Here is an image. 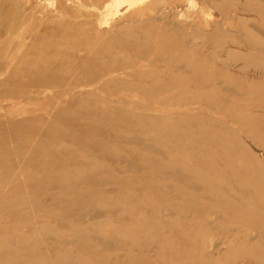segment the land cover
<instances>
[{"label": "rangeland", "instance_id": "obj_1", "mask_svg": "<svg viewBox=\"0 0 264 264\" xmlns=\"http://www.w3.org/2000/svg\"><path fill=\"white\" fill-rule=\"evenodd\" d=\"M55 1L0 0V264H264V0H197L183 17L186 0H145L111 29L94 7L113 0Z\"/></svg>", "mask_w": 264, "mask_h": 264}, {"label": "bare ground", "instance_id": "obj_2", "mask_svg": "<svg viewBox=\"0 0 264 264\" xmlns=\"http://www.w3.org/2000/svg\"><path fill=\"white\" fill-rule=\"evenodd\" d=\"M48 1H49V2H48V4H49V3L51 2V0H48ZM63 1H64V0H63ZM79 1H80V0H79ZM97 1H98V0H97ZM142 1H145V0H113L112 3H109V5L107 4V5H104V6H96V7H94V9L97 10L98 12H100V14H101L100 19L98 20V24H99V25H102V27H103V26H105V27H109L112 18H114L115 16H117V15L119 14V12H120V7H121V6H123V5L126 6V10H125V12H127V11H128V12H129V11L131 12V10H133V11L141 10V5H142V4H141V5H139V4L142 3ZM156 1H157V0H156ZM201 1H202V0H201ZM207 1L210 2L211 0H210V1L207 0ZM255 1H256V0H255ZM45 2H46V1H45ZM55 2L57 3L58 1L56 0ZM55 2H54V3H55ZM68 2H69V1H68ZM153 2H155V0H154ZM167 2H168V1L166 0L165 3H167ZM211 2H212V1H211ZM65 3H66V2H65ZM96 3H98V2H96ZM206 3H207V2H206ZM44 4H45V3H44ZM52 4H53V3H52ZM57 4H58V3H57ZM93 4H94V3H93ZM149 4H150V3H149ZM149 4H148V6L150 7L151 5H149ZM210 4H211V3H210ZM256 4H257V3H256ZM256 4H255V5H256ZM50 5H51V3H50ZM54 5H55V4H54ZM58 5H59V4H58ZM66 5H67V3H66ZM174 5H175V4H174ZM181 5H182V4H181ZM201 5H202V4H201ZM201 5H200V7H201ZM211 5H212V4H211ZM262 5H263V4H262ZM40 6H41V5H40ZM42 6H43V5H42ZM52 6H53V5H52ZM55 6H56V5H55ZM60 6H63V5H59V7H60ZM125 6H124V7H125ZM176 6H177V5H176ZM176 6H175V7H176ZM59 7H58V8H59ZM74 7H75V6H74ZM90 7H92L91 9H93V6H90ZM109 7H113V8H114V12L111 13V14H109V15L104 14L103 11H104L105 9H108ZM145 7L147 8V6H145ZM198 7H199V4H198L197 0H186L185 5H183V7L180 8V9L183 11V12L181 13V16L183 17V15H185L186 13H190V12H193V11H194V13H197L196 10L198 9ZM206 7H207V5H206ZM210 7H211V6L209 5V9L211 10L212 7H211V8H210ZM260 7H261V6H260ZM44 8L46 9V8H48V6H46V7L44 6ZM53 8H54V7H53ZM58 8H55V10H56V9L58 10ZM87 8H89V7H87ZM176 8H177V7H176ZM178 8H179V7H178ZM213 8H214V7H213ZM257 8H258V7H257ZM263 8H264V6H263ZM41 9H42V7H41ZM45 9H44V10H45ZM76 9H77V8H76ZM164 9H165V8H164ZM216 9H217V8H216ZM254 9H255V7H254ZM42 10H43V9H42ZM42 10H41L40 12H42ZM44 10H43V11H44ZM60 10L62 11V7L60 8ZM78 10H79V9H78ZM84 10H85V9H84ZM87 10H89V9H87ZM145 10H146V9H145ZM175 10H176V9H175ZM255 10H256V9H255ZM61 11H59V12L61 13ZM63 11H64V10H63ZM133 11H132V12H133ZM161 11H163V10H161ZM165 11H166V10H165ZM168 11H169V9H168ZM168 11H167V12H168ZM170 11H171V10H170ZM173 11H174V10H173ZM197 11H198V10H197ZM205 11H208V10H205ZM256 11H257V10H256ZM260 11H261V10H260ZM45 12H46V11H45ZM51 12H52V11H51ZM123 12H124V11H123ZM123 12H122V13H123ZM154 12H155V11H154ZM57 13H58V11H57ZM62 13H64V12H62ZM62 13H61V14L58 13L59 16H57V17H60V15H61V16L65 15V14H62ZM120 13H121V12H120ZM157 13H158V12H157ZM169 13H170V12H169ZM172 13L175 14V12H172ZM209 13H210V12H209ZM43 14H44V12H43ZM46 14H47V16H48V13H47V12H46ZM66 14H67V13H66ZM160 14H161V13H160ZM160 14H158V15H160ZM179 14H180V13H179ZM259 14L261 15V13H259ZM155 15H157V14L155 13ZM161 15H162V14H161ZM197 15H198V13H197ZM45 16H46V15H45ZM49 16H50V14H49ZM146 16H147V15H146ZM178 16H179V15H178ZM195 16H196V15H195ZM205 16H206V15H205ZM210 16H212V15H210ZM53 17H54V18L56 17L55 14L53 15ZM69 17H70V15H69ZM71 17H72V16H71ZM122 17H123V16H122ZM142 17H143V16H142ZM154 17H155V16H154ZM174 17H175V16H174ZM48 18H49V17H48ZM48 18H47V19H48ZM62 18H63V17H62ZM91 18H92V17H91ZM148 18H149V16H148ZM156 18H157V17H156ZM172 18H173V15H172ZM208 18H209V16H208ZM49 19H50V18H49ZM65 19H67V18H65ZM118 19H119V18H118ZM135 19L137 20V18H135ZM139 19H142V20H148L147 24L149 23V20H150V19L152 20V18H150V19L139 18ZM153 19H154V18H153ZM168 19H169V18H168ZM179 19H180V16H179ZM213 19H215V18L212 17V20H213ZM57 20H58V19H57ZM57 20H56V21H57ZM69 20H70V19H68L67 21H69ZM119 20H120V19H119ZM151 20H150V21H151ZM172 20H173V19H172ZM46 21H47V20H46ZM49 21H50V20H49ZM51 21H52V19H51ZM53 21H54V20H53ZM65 21H66V20H65ZM169 21H170V20H169ZM169 21H168V23H169ZM70 22L73 23L72 20H71ZM117 22H118V21H117ZM155 22H156V21H155ZM163 22H164V21H163ZM165 22H166V21H165ZM172 22H173V21H172ZM211 22H212V21H211ZM211 22H210V24H211ZM55 23H57V22H54V25H55ZM114 23H115V22H114ZM126 23H127V22H126ZM145 23H146V21H145ZM145 23H144V24H145ZM151 23L154 25V20H153V22H151ZM151 23H150V24H151ZM161 23H162V22H161ZM68 24H69V23H68ZM127 24H128V23H127ZM127 24H126V25H127ZM130 24H131V23H130ZM156 24H157V23H156ZM156 24H155V26L157 27ZM202 24H203V26H204V23H202ZM208 24H209V23H208ZM69 25H70V24H69ZM77 25H78V24H77ZM85 25H86V24H85ZM85 25H83V26L85 27ZM113 25H114V24H113ZM113 25H112V26H113ZM132 25H133V24H132ZM212 25H214V24H212ZM55 26H56V25H55ZM121 26H122V25H121ZM123 26H124V25H123ZM123 26H122V27H123ZM147 26H148V25H147ZM155 26H154V27H155ZM158 26H161V25H158ZM162 26H165V25H162ZM167 26H168V25H167ZM214 26H215V25H214ZM214 26H213V27H214ZM60 27H61V26H60ZM60 27H59L58 29H60ZM105 27H104V28H105ZM122 27H121V30L124 31L125 29L122 28ZM134 27H135V26H134ZM144 27H145V26H144ZM148 27H149V26H148ZM148 27H145V28L149 29L150 27H149V28H148ZM151 27H152V26H151ZM154 27H153V28H154ZM210 27H211V26H210ZM76 28H77V27H76ZM109 28H110V27H109ZM112 28H115V27H112ZM119 28H120V27H119ZM145 28H144V30H145ZM167 28H168V27H167ZM167 28H166V29H167ZM169 28H170V27H169ZM176 28H178V27L176 26ZM185 28H186V27H185ZM185 28H184V29H185ZM193 28H194V27H193ZM110 29H111V28H110ZM156 29H157V28H156ZM163 29H164V28H163ZM171 29H173V28H171ZM174 29H175V28H174ZM23 30H24V28H23ZM95 30H96V28H95ZM101 30H104V29H101ZM107 30H108V29H107ZM114 30H115V29H114ZM161 30H162V27H161ZM161 30H160V31H161ZM177 30H178V29H177ZM181 30H182V29H181ZM187 30H188V29L186 28V31H187ZM189 30H190V29H189ZM208 30H209V29H208ZM111 31H112V30H111ZM118 31H119V30H118ZM154 31H155V30H154ZM173 31H174V30H173ZM173 31H172V32H173ZM179 31H180V30H179ZM179 31H178V32H179ZM184 31H185V30H184ZM184 31H183V32H184ZM190 31H191V30H190ZM193 31H194V30H193ZM193 31H192V32H193ZM220 31H222V30H220ZM99 32H100V31H99ZM99 32L97 33L98 35H99ZM107 32H108V31H107ZM107 32H105V33L107 34ZM125 32H128V31L125 30ZM134 32H135V30H134ZM134 32H133V33H134ZM136 32H137V31H136ZM144 32H145V31H144ZM151 32H152V31H151ZM161 32H162V31H161ZM163 32H164V30H163ZM165 32H167V31H165ZM169 32H170V31H169ZM175 32H176V30H175ZM180 32H181V31H180ZM108 33H109V32H108ZM122 33H123V32H122ZM122 33H121V34H122ZM130 33H131V32H130ZM130 33H129V34H130ZM202 33H203V32H202ZM109 34H110V36H111V35H112V32L109 33ZM113 34H114V33H113ZM123 34H124V33H123ZM123 34H122V35H123ZM126 34H128V33H126ZM134 34H135V35H134ZM134 34H132L133 37L130 35V36L133 38V40L135 39L134 37H136V33H134ZM144 34H145V33H144ZM153 34H154V33H153ZM204 34H206V35H204ZM204 34H203V36H207L208 33H204ZM74 35H75V34H74ZM76 35H77V34H76ZM122 35H121V36H122ZM137 35H138V37H139V39H140L139 34H137ZM141 35H143V34H141ZM22 36H23V34H22ZM77 36H78V35H77ZM80 36H81V35H80ZM110 36H109V38L111 39ZM123 36H124V35H123ZM130 36H129V37H130ZM155 36H156V35H155ZM96 37H97V36H96ZM98 37H99V36H98ZM138 37H137V38H138ZM72 38H74V37H72ZM78 38H79V37H78ZM142 38H143V37H142ZM153 38H154V37H153ZM158 38H159V36H158V37L156 36V41H157ZM163 38H164V36H163ZM97 39H98V38H97ZM110 39H109L108 41H110V43H111L112 41H111ZM139 39H138V40H139ZM25 40H26V38H25ZM60 40H61V38H60ZM60 40H59V41H60ZM63 40H64V38H63ZM63 40H62V41H63ZM78 40H79V39H78ZM99 40H100V39H99ZM154 40H155V38H154ZM166 40H168V38H166ZM169 40L171 41L172 39L169 38ZM93 41H94V40H93ZM97 41H98V40H97ZM118 41H119V40H118ZM140 41H142V40L140 39ZM151 41H152V39H151ZM170 41H167V45L170 44V43H168V42H170ZM104 42H105V41H104ZM113 42H114V41H113ZM115 42H117V41H115ZM138 42H139V41H138ZM143 42H144V41H143ZM153 42H154V41H153ZM164 42H165V40L163 41V43H164ZM60 43H61V42H59V44H60ZM76 43H78V42H76ZM107 43H108V42H107ZM107 43H106V44H107ZM110 43H109V45H108V44H107V45L110 46ZM139 43H140V42H139ZM139 43H138V44H139ZM144 43H145V42H144ZM157 43H158V42H157ZM161 43H162V42H161ZM161 43H160V44H161ZM163 43H162V44H163ZM95 44H96V43H95ZM95 44H94V45H95ZM119 44H122V43L119 42ZM125 44H126V43H125ZM129 44H131V42H130ZM138 44H137V45H138ZM162 44H161L159 47H161ZM164 44H165V43H164ZM164 44H163V45H164ZM122 45H123V44H122ZM142 45H143V44H142ZM171 45H172V44H171ZM189 45L192 46V44H189ZM92 46H93V45H92ZM92 46H91V47H92ZM108 46H107V47H108ZM116 46H118V45H116ZM119 46H120V45H119ZM173 46H174V45H173ZM191 46H190V47H191ZM84 47H85V46H84ZM159 47H158V48H159ZM164 47H165V46H164ZM164 47H162V48L164 49ZM174 47H175V46H174ZM174 47H173V49H175ZM180 47H181V50H182V46H180ZM190 47H189V48H190ZM88 48H89V47H88ZM88 48L85 47L84 49H87V50L89 51L90 49H88ZM109 48L111 49L112 47H109ZM166 48H167V47H166ZM166 48H165V51H167ZM170 48H172V46H171ZM170 48H168V50H169ZM91 49H92V48H91ZM103 49H104V48H103ZM110 49H109V50H110ZM138 49L140 50V48H138ZM142 49H143V48H142ZM176 49L179 50L178 47H176ZM104 50H107V51H108V49H106V48H105ZM117 50H119V49H117ZM129 50H130V48H129ZM158 50H161V49H158ZM171 50H172V49H171ZM181 50H180V51H181ZM188 50L191 51V49H188ZM192 50H193V49H192ZM84 51H86V50H84ZM95 51H96V52H94V53H95L94 56H95V55H97V56H101V55L103 54V52H104V51H103V52L100 53V55H99V54H96L98 50H95ZM124 51H125V50H124ZM136 51H137V50H136ZM140 51H141V50H140ZM142 51H143V50H142ZM162 51H163V50H162ZM162 51H161V52H162ZM169 51H170V50H169ZM169 51H168V53H172V52H169ZM174 51H175V50H174ZM190 51H188V52H190ZM91 52H92V50H91ZM100 52H101V51H100ZM131 52H132V51H131ZM145 52H146V51H145ZM145 52H144V53H145ZM158 52H159V51H158ZM158 52H157V54H158ZM163 52H164V51H163ZM182 52H185V51L183 50ZM89 53H90V52H89ZM127 53H129V52L127 51ZM135 53H136V52H135ZM150 53H151V52H150ZM154 53H156V51H155ZM168 53H167V54H168ZM173 53H174V52H173ZM191 53H192V52H191ZM74 54H76V53H74ZM77 54H78V53H77ZM115 54H116V52L113 53V55H115ZM142 54H143V53H142ZM161 54L165 55V52H164V53H161ZM188 54H189V53H188ZM80 55H81V54H80ZM87 55H89V54H87ZM91 55H92V53H91ZM91 55H90V57H91ZM111 55H112V54H111ZM126 55L128 56L129 54H126ZM143 55H144V54H143ZM150 55H151V54H149V56H150ZM158 55H159V54H158ZM158 55H157V56H158ZM163 55H161V56H163ZM171 55H172V54H170V56H171ZM81 56H83V54H82ZM97 56H95L94 58L96 59ZM117 56H118V55H116V57H117ZM119 56L122 57L121 54H120ZM124 56H125V55H124ZM124 56H123V57H124ZM133 56H134V58L131 56V57L133 58V59L130 58L131 60H134V59L136 58L134 54H133ZM137 56H138V55H137ZM139 56H140V54H139ZM155 56H156V55H155ZM170 56H168V57H170ZM191 56H192V55H191ZM70 57H72V56H70ZM116 57L114 56V57H112V58H115L114 60H116V59H117ZM123 57H122V58H123ZM128 57H129V56H128ZM145 57H146V55L144 56V59H145ZM83 58H84V57H83ZM118 58H119V57H118ZM122 58H121L120 60H122ZM165 58H166V57H165ZM179 58H180V56H179ZM181 58H182V57H181ZM183 58H185V56H184ZM74 59H75V60H74ZM97 59H98V58H97ZM97 59H96V60H97ZM108 59H109V58H108ZM127 59H128V58H127ZM130 59H129V61H130ZM136 59H137V58H136ZM152 59H153V58H152ZM73 60L76 61V57L73 56ZM79 60H80V59H79ZM89 60H90V59H89ZM114 60L111 59L112 62H113ZM117 60H119V59H117ZM117 60H116V62H117V65H118V63H120V61L118 62ZM140 60H141V59H140ZM77 61H78V60H77ZM90 61H92V60H90ZM105 61H107V60H105ZM175 61H177V60H175ZM71 62H72V61H71ZM93 62H94V60H93ZM122 62H123V61H122ZM136 62H137V60H136ZM143 62H144V61L142 60V63H143ZM168 62H169V60H168ZM172 62H173V61H172ZM73 63H74V62H73ZM95 63H97V62H95ZM108 63H110V61L107 62V65H108ZM128 63H129V62H128ZM130 63H134V62L132 61V62H130ZM138 63H139V60H138ZM146 63H147V62H146ZM157 63H158V62H157ZM173 63H174V62H173ZM100 64H101V63H100ZM122 64H123V63H122ZM144 64H145V63H144ZM144 64H143V66H140V68H143V67L145 68ZM94 65H95V64H94ZM112 65H114V63H113ZM120 65H121V64H120ZM123 65H125V62H124ZM137 65H138V64H136V66H137ZM145 65H146V64H145ZM167 65H170V64H167ZM171 65H172V64H171ZM121 66H122V65H121ZM152 66H153V65H152ZM164 66H166V65L164 64ZM107 67H108V66H107ZM107 67H105V68H107ZM111 68L113 69V67H111ZM146 68H147V67H146ZM148 68H152V67L148 66ZM148 68H147V70H149ZM166 68L168 69V66H167ZM171 68H172V67H171ZM115 69H116V68H115ZM167 69H164V71L167 70ZM113 70H114V69H113ZM131 70H132V69H131ZM147 70H145V75H146ZM170 70H171V69H170ZM107 71H108V70H107ZM152 71H153V70H152ZM159 71H160V70H159ZM164 71H162V72H164ZM149 72H150V71H149ZM160 72H161V71H160ZM160 72H159V73H160ZM168 72H169V69H168ZM170 72H171V71H170ZM179 72L181 73V70H180ZM111 73H112V71H111ZM138 73H139V72H138ZM138 73H136V74L139 75ZM140 73H141V72H140ZM152 73H153V72H152ZM152 73H150V75H151ZM157 73H158V72H157ZM176 73H177V72H176ZM176 73H175V72L173 73V75H172L173 77H172V78L175 77L174 79H177L176 77H178V76H174ZM108 74H109V71H108ZM155 74H156V73L154 72V75H155ZM169 74H170V73H169ZM169 74H168V75H169ZM182 74H183V73H182ZM184 74H185V73H184ZM95 75H96V74H95ZM150 75H148V77H149ZM156 75H157V74H156ZM156 75H155V76H153V75L150 76V77H153V78L156 77V79H155V83H154L155 85L158 84V82H157L158 78H157V77H159V76H156ZM98 76H99V75H98ZM109 76L111 77V75H108V77H109ZM184 76H185V75H184ZM105 77H107V75H105ZM105 77H103V80L105 79ZM113 77H116V76H113ZM113 77H112V78H113ZM144 77H145V76H144ZM146 77H147V76H146ZM150 77H149V78H150ZM169 77H171V76H169ZM96 78H97V77H96ZM142 78H143V77H142ZM180 78H181V76H180ZM100 79H101V78H100ZM146 79H147V78H146ZM151 79H152V78H151ZM159 79H160V77H159ZM163 79H164V78H163ZM174 79H172V82H174ZM186 79H187V78H186ZM85 80H86V79H85ZM110 80H112V79L110 78ZM117 80H118V78H117ZM117 80H115L116 83H117V84H115V85H118V84H119V88H120V83L122 82V81H121V77H120V79H119V80H120V83L117 82ZM122 80H124V79H122ZM169 80H170V79H169ZM169 80H168V81H169ZM177 80H180V81H181L182 79H179V78H178ZM95 81H96V80L92 81V82L94 83V85H95ZM107 81H108V80H107ZM115 81H114V82H115ZM129 81H130V80H129ZM134 81H135V80H133V84H132V85H131V84L129 85V87L132 86V89H133L134 86H138L139 84H140L139 87L142 86V84L140 83V82H142V81L137 82V83H139L138 85H134V83H135ZM158 81H159V80H158ZM162 81H163V80H162ZM162 81H159V84H158V85H161L160 82L162 83ZM184 81H185V80H184ZM86 82H88V81H86ZM110 82H111V81H110ZM125 82H126V83H125V84L122 83L121 86H122V85H125V86H126L125 88H127V85H128L129 83L127 84V80H126V79H125ZM156 82H157V83H156ZM166 82H167V81H166ZM175 82H176V81H175ZM181 82H182V81H181ZM186 82H187V81H186ZM96 83H97V82H96ZM137 83H136V84H137ZM142 83H144V82H142ZM163 83H164V82H163ZM169 83H170V81H169ZM176 83L179 84V82H176ZM176 83H175V85H177ZM183 83H185V82H183ZM86 84H88V83H86ZM112 84H114L113 81H112ZM167 84H168V83H167ZM167 84L165 85V83H164V87H165V86L168 87ZM180 84H181V83H180ZM91 85H92V83H91ZM91 85H90V86H91ZM115 85H114V86H115ZM145 85H146V84H145ZM145 85H144V86H145ZM148 85H149V84H148ZM155 85H154V86H155ZM80 86H81V84H80ZM105 86H107V85H105ZM150 86H151V85H149V87H150ZM162 86H163V85H162ZM107 87H108V86H107ZM139 87H134V88H136V89H137V88H138V89H141V88H139ZM149 87H148V88H149ZM170 87H174V84H173V86L170 84ZM187 87H188V86H187ZM115 88H116V86H115ZM117 88H118V87H117ZM117 88H116V89H117ZM123 88H124V87H123ZM143 88H144V87H143ZM150 88H151V87H150ZM150 88H149V89H150ZM154 88H155V87H154ZM168 88H169V87H168ZM168 88H167V89H168ZM138 89H137V90H138ZM149 89H146V86H145V90H149ZM152 89H153V87H152ZM152 89H151V90H152ZM158 89H159V88H158ZM174 89H175L176 92H177V90H179L178 87H175ZM185 89H186V88H185ZM112 90H114V89H111V90L109 89V91L113 92ZM155 90H157V88H156ZM160 90H163V91H164V89H160ZM208 90H209V89H208ZM86 91L88 92V90H86ZM94 91H95V90H93V92H94ZM109 91H108V92H109ZM139 91L141 92V90H139ZM163 91H162L161 94H163V96H164L165 91H164V92H163ZM166 91H167V90H166ZM179 91H180V90H179ZM212 91H213V90H212ZM77 92H78V91H77ZM93 92H92V90H91V92H88L87 95H88V94H91V93H93ZM108 92H107V93H108ZM111 92H110V93H111ZM142 92H143V90H142ZM142 92H141V93H142ZM144 92H145V91H144ZM146 92H148V91H146ZM157 92H159V90L156 91L155 93H156V95L158 94L157 96H161V94H159L160 92H159V93H157ZM176 92H175V94H176ZM136 93H137V92H136ZM136 93H135V94H136ZM148 93H149V92H148ZM155 93H152V94H155ZM167 93H168V92H167ZM171 93H173V92L171 91ZM178 93H179V92H178ZM212 93H214V92H212ZM93 94H95V93H93ZM128 94H130V93H128ZM142 94H143V95H142ZM142 94H141V97H142V96H145L144 93H142ZM149 94H151V93H149ZM152 94H151V95H152ZM169 94H170V93H169ZM169 94H168V96H169ZM96 95H98V93H96ZM100 95H101V94H100ZM100 95H99V96H100ZM102 95H104V94H102ZM105 95H106V94H105ZM146 95L148 96L147 93H146ZM151 95H149V97H151ZM108 96H110V95H108ZM108 96H107V98H109ZM133 96H134V95H132V97H133ZM136 96H138V98L140 97V95H138V94H136ZM122 97H125V96H122ZM122 97H121V98H122ZM126 97H127V96H126ZM152 97H153V95H152ZM170 97H171V96H170ZM110 98H111V97H110ZM115 98H116V96H115ZM121 98H120V99H121ZM127 98H128V97H127ZM130 98H131V97H130ZM142 98L144 99V97H142ZM117 99H119V97L116 98V100H117ZM165 99H166V98H165ZM168 99H169V97H168ZM209 99H211V98H209ZM122 100H123V99H122ZM117 101H118V100H117ZM135 101H137V100H135ZM123 102H124V101H123ZM139 102L141 103V101H139ZM157 103H158V102H157ZM162 103H163V102H161V104H162ZM145 104H147V107H150V106H151V105L149 106L148 103H145ZM124 105H126V104H124ZM183 105H185V104H183ZM134 106H135V105H134ZM132 107H133V106H132ZM135 108H136V107H135ZM135 108H133V111L137 110V109H135ZM143 108H144V107H143ZM153 108H154V106L151 107L150 110H152ZM193 108H194V107H193ZM134 109H135V110H134ZM140 109H141V108H140ZM144 109H145V108H144ZM148 109H149V108H148ZM154 109H155V108H154ZM191 109H192V108H191ZM194 109H195V108H194ZM131 110H132V109H131ZM157 110H159V109H157ZM125 111H127V110H125ZM154 111H156V110H154ZM164 111H165V110H164ZM164 111H163V112H164ZM129 112H131V111H129ZM159 112H160V113L162 112V109H161V108H160ZM163 112H162V113H163ZM124 113H125V112H124ZM135 113H136L135 116H140V115H137V112H136V111H135ZM156 113H158V111H157ZM160 113H159V114H160ZM131 114L133 115L134 112L131 113ZM159 114H158V117H159ZM163 114H165V113H163ZM168 114H169V113H168ZM171 114H172V113H171ZM178 114L180 115V113H178ZM199 114H201V113H199ZM127 115H128V114H127ZM142 115H143V114H142ZM149 115H150V114H149ZM166 115H167V114H166ZM169 115H170V114H169ZM176 115H177V114H176ZM179 115H177V116H179ZM181 115H182V114H181ZM185 115H186V114H184L183 116H185ZM192 115H194V114H192ZM201 115H202V114H201ZM203 115H204V114H203ZM128 116H131V115H128ZM133 116H134V115H133ZM144 116H148V115L146 114V115H144ZM152 116H153V115H151V117H152ZM170 116H171V115H170ZM186 116L188 117L189 115H186ZM199 116H200V115H199ZM142 117H143V116H142ZM142 117H141V119H142ZM165 117H166V116H165ZM167 117H168V115H167ZM174 117H175V115H174ZM189 117H192V116H189ZM194 117L196 118L197 116L195 115ZM194 117H193V118H194ZM143 118H144V117H143ZM145 118H146V117H145ZM145 118H144V119H145ZM147 118L149 119L150 117H147ZM153 118L155 119L156 117H153ZM160 118L163 119V117H161V116H160ZM168 118H171V117H168ZM168 118H165V119H168ZM176 118H178V117H176ZM138 119H140V118L138 117ZM154 119H153V120H154ZM158 119H159V118H158ZM161 119H160V120H161ZM178 119H180V118H178ZM142 120H143V119H142ZM150 120H152V118H151ZM156 120H157V119H156ZM218 120H220V119H218ZM148 121H149V120H148ZM148 121L146 120V122H148ZM157 121H158V120H157ZM157 121H156V122H157ZM184 121L186 122V119H185ZM214 121H216V120H214ZM153 122H155V121H153ZM153 122H152V124H153ZM215 123L217 124L218 121L215 122ZM218 124H219V123H218ZM231 126H232V125H231ZM229 127H230V126H229ZM235 127H236V126H235ZM241 129H242V128H241ZM227 130L229 131V129H227ZM233 130H234V129H233ZM242 130H243V129H242ZM242 130H241V131H242ZM46 131H47V130H46ZM48 131H49V130H48ZM243 132H244V131H243ZM234 133H235V130H234ZM234 133L231 134V135H232V136L234 135V138H235V134H234ZM245 134H246V132H245ZM116 135H117V134H116ZM247 135H249V134L247 133ZM240 137H241V136H240ZM240 137H239V134H238V135L236 134V138L241 139V142H242L243 140H242V138H240ZM245 137H246V136H245ZM247 137H248V136H247ZM101 138H103V137H101ZM113 139H114V138H113ZM115 139H116V138H115ZM119 139H120V138H119ZM232 140H233V139H232ZM248 140H249V139H248ZM119 141L121 142V140H119ZM125 141L127 142V140H125ZM126 142H124V143H126ZM239 142H240V140H239ZM241 142H240V143H241ZM244 142H245V141H243L241 144H243ZM231 143H232V142H231ZM111 144H112V143H111ZM133 145H134V144H133ZM136 145H137V144H136ZM136 145H134V146H136ZM146 145H147V144H146ZM151 145H152V144H151ZM244 145H246V144L244 143ZM247 145H248V144H247ZM111 146H112V145H111ZM116 146H117V142H116ZM116 146H114V147H116ZM118 146H120V145L118 144ZM121 146H122V145H121ZM232 146H233V145H232ZM236 146H238V145H236ZM248 146H249V145H248ZM126 147H127V146H126ZM137 147H138V146H137ZM140 147H141V146H140ZM148 147H149V146H148ZM153 147H154V146H153ZM233 147H234V146H233ZM242 147H243V146H242ZM89 148H90V147H89ZM243 148H244V147H243ZM153 149H154V148H153ZM234 149H235V148H234ZM239 149H240V148H239ZM88 150H89V149H88ZM148 150H149V149H148ZM154 150H156V149H154ZM157 150H158V149H157ZM159 150H160V148H159ZM240 150H241V149H240ZM242 150H243V149H242ZM248 150H249V148H248ZM250 150L252 151V149H250ZM86 151H87V150H86ZM99 151H100V150H99ZM229 151L232 152L231 150H229ZM243 151H244V150H243ZM243 151H242V153H243ZM245 151H247V150H245ZM89 152H90V151H87V153H89ZM93 152H94V150H93ZM145 152H146V151H145ZM96 153H97V152H96ZM154 153H155L156 155H159V153H158V154H157L156 152H154ZM232 153H233V152H232ZM253 153H254V155H256L255 157L258 156L257 153H255L254 151H253ZM91 154H92V152H90V155H91ZM93 154L95 155V153H93ZM106 154H107V153H106ZM144 154H145V153H144ZM147 154H148V153H147ZM149 154H150V153H149ZM149 154H148V155H149ZM164 154H165V153H164ZM109 155H110V154H109ZM150 155H151V154H150ZM104 156H105V155H104ZM152 157H154L153 154H152ZM156 157H158V156H156ZM158 159H160V155H159V158H158ZM161 159H163V157H162ZM257 159H258V158H257ZM259 159H260V158H259ZM147 160H148V159H147ZM153 160H154V159H153ZM163 160H164V159H163ZM257 161H258V160H257ZM263 161H264V160H263ZM109 162H110V161H109ZM161 162H163V161H161ZM143 163H145V162H143ZM150 163H152V162H150ZM163 163H164V165L161 166L162 168L165 167V162H163ZM259 163H260V162H259ZM111 164H112V163H111ZM111 164H110V165H111ZM156 164L159 165L158 163H156ZM160 164H161V163H160ZM124 165L127 167L128 163H127V165H126V163H124ZM129 165H130V164H129ZM140 165H142V164H140ZM152 165H153V164H152ZM161 165H162V164H161ZM180 165H182V164H177L176 167H179ZM260 165H262V164H260ZM125 166H124V167H125ZM138 166H139V165H138ZM138 166H137V167H138ZM147 166H148V164H147ZM150 166H151V165H149V167H150ZM159 166H160V165H159ZM170 166H171V165H170ZM137 167H136V168H137ZM141 167H142V166H141ZM145 167H146V166H145ZM155 167H156V166H154L153 168H155ZM161 167H160V168H161ZM127 168L129 169V167H127ZM130 168H132V167L130 166ZM146 168H148V167H146ZM151 168H152V166H151ZM156 168H157V167H156ZM160 168L158 167V172H159V169H160ZM162 168H161V169H162ZM169 168H170V167H169ZM169 168H166V167H165V168H163V169H166V171H167V169H169ZM179 168H180V167H179ZM182 168H184V167H182ZM188 168H189V166L186 167L187 172H188V170H190V168H192V167H190L189 169H188ZM128 169H127V170H128ZM132 169H134V167H133ZM142 169H143V168H142ZM148 169H149V168H148ZM171 169H174L175 174H177V171H178V170L175 171L176 168L171 167L170 170H171ZM143 170L145 171V170H147V169H143ZM143 170H142V171H143ZM170 170H168V172H166V173H167V176L169 175L168 173H169ZM191 170L193 171V170H195V169H191ZM261 170H262V169H261ZM261 170H260V172H261L260 175L263 173ZM131 171H132V170H130V172H131ZM142 171H141V172H142ZM147 171H148V170H147ZM160 171H162V170H160ZM195 171H196V170H195ZM195 171L192 172L193 175L196 173ZM101 172H102V171H101ZM106 172H107V171H106ZM113 172H115V171H113ZM130 172H128V173H130ZM149 172H150V171H149ZM154 172H155V171H154ZM131 173H132V172H131ZM159 173H160V172H159ZM171 173H173V170L170 171V175H172ZM188 173H189V172H188ZM192 173H189V174L192 175ZM197 173L200 174V173L198 172V170H197ZM197 173H196V174H197ZM133 174H134V173H133ZM175 174H174V176H176ZM146 175H148V174L146 173ZM151 175H153V174L151 173ZM160 175H162V174H160ZM200 175H201V174H200ZM157 176H158V175H156V176H154V177L157 178ZM162 176H164V175H162ZM178 176H179V178L181 177V175H179V174H178ZM178 176H177V177H178ZM186 176H188L187 173H186ZM131 177H133V176H131ZM131 177H130V178H131ZM142 177H143L144 180H145V174H144V176H142ZM154 177L151 176V179H152V178L154 179ZM168 177H170V176H168ZM177 177H176V178H177ZM189 177H191V176H189ZM193 177L196 178L197 176L194 175ZM261 177H262V176H261ZM68 178H69V177H68ZM71 178H73V177H71ZM71 178H70V179H71ZM86 178H87V177H86ZM146 178H147V177H146ZM156 178H155V179H156ZM158 178H159V177H158ZM160 178H161V177H160ZM171 178H172V177H171ZM174 178H175V177H174ZM181 178H183V177H181ZM184 178H187V177H184ZM63 179L66 180L67 177H66V178H63ZM70 179H67V180H70ZM87 179H88V178H87ZM87 179H86V180H87ZM164 179L166 180V178H164ZM67 180H66L65 182H67ZM71 180H72V179H71ZM74 180H75V179H74ZM147 180H149V179H147ZM171 180H173V178H172ZM181 180L185 181L184 179H181ZM187 180H189V179H187ZM126 181H127V180H126ZM151 181H154V180H151ZM174 181H175V180H174ZM178 181H179V180H178ZM61 182H62V180H61ZM61 182H60V183H61ZM63 182H64V181H63ZM63 182H62V183H63ZM84 182H85V181H84ZM87 182H88V181H87ZM132 182H133V181H132ZM175 182H176V181H175ZM67 183H68V182H67ZM126 183H128V185H129L130 182H126ZM137 183H138V182H137ZM133 185H134V184H132V186H133ZM188 185H190V184H188ZM191 185H193V184H191ZM68 186H69V185H68ZM68 186H67V187H68ZM134 186H136V184H135ZM200 186H202V185H200ZM200 186H199V187H200ZM69 187H70V188H72V187L74 188V185H73L72 187H71V186H69ZM184 187L186 188L185 185H184ZM195 187H196V185H195ZM193 188H194V187H193ZM201 188H202V187H201ZM183 189H184V188H183ZM189 189H190V188H189ZM191 189H192V188H191ZM73 190H74V189H73ZM185 190H187V188H186ZM192 190H193V189H192ZM69 191H70V190H69ZM181 191H182V190H181ZM71 192H72V190H71ZM183 192H184V191H183ZM67 193H68V191H67ZM67 193L64 194V195L67 196ZM77 193H78V192H77ZM74 194L76 195L75 192H74ZM68 195H71V194H68ZM72 195H73V193H72ZM72 195H71V197H72ZM84 195H85V194H84ZM90 195H91V194H89V196H90ZM174 195H176V194H174ZM174 195H173V198H174ZM62 196H63V195H62ZM68 197H69V196H68ZM88 198H90V197H88ZM88 198H87V199H88ZM66 199H68V198H66ZM178 199H180V198H178ZM72 200H78V199L75 198V199H72ZM174 200H176V199L174 198ZM70 201H71V200H70ZM180 201H181V200H180ZM180 201H179V202H180ZM66 202L68 203L69 201L67 200ZM66 202H65V204H66ZM71 202H72V201H71ZM190 202H191V200L189 201V203H190ZM75 203H76V201H75ZM172 203H173V202H172ZM174 203L176 204V202H174ZM191 203H193V202H191ZM191 203H190V204H191ZM68 204H69V203H68ZM71 204H72V203H71ZM86 204H88V203H86ZM63 205H64V202H63ZM76 205H77V204H76ZM92 205H93V202H92ZM196 205H197V204H196ZM87 206H88V205H87ZM93 206H94V205H93ZM93 206H91V208H92ZM95 206H97V205L95 204ZM163 206L165 207V205H163ZM50 207H51V206H50ZM52 207H53V206H52ZM52 207H51V208H52ZM55 207H56V206H55ZM55 207H54V208H55ZM70 207H71V206H69V208H68L69 210L71 209ZM85 207H86V206H85ZM34 208H35V206H34ZM37 208H38V207H37ZM54 208H53L52 211L55 210ZM89 208H90V207H89ZM32 209H33V207H32ZM44 209H46V208H44ZM48 209H50V208H48ZM48 209H47V210H48ZM62 209H63V208H62ZM64 209H65V208H64ZM72 209H73V208H72ZM72 209H71V212H72ZM84 209H85V208H84ZM87 209H88V208H87ZM35 210L37 211V209H34V211H35ZM40 210H41V209H40ZM57 210H58V209H57ZM65 210H66V209H65ZM69 210H68V211H69ZM88 210H89V209H88ZM88 210H87V211H88ZM60 211H61V208H60ZM68 211H67V213L70 212V211H69V212H68ZM83 211H84V214H85L86 211H85V210H83ZM94 211H95V210H94ZM14 212H15V210H14ZM71 212H70V213H71ZM81 212H82V211H81ZM19 213H21V212H19ZM49 213H50V211H49ZM67 213H66V214H67ZM82 213H83V212H82ZM13 214H14V213H13ZM46 214H47V213H46ZM50 214H52V213H50ZM60 214L62 215V212H61ZM107 214H108V213H107ZM109 214H111V213H109ZM58 215H59V213L57 214V216H58ZM61 215H60V216H61ZM77 215H78V213H77ZM54 216H55V215H54ZM54 216H53V217H54ZM84 216H85V215H84ZM111 217H112V216H111ZM55 218H56V216L54 217V219H55ZM76 218H77V217H76ZM105 218H106V217H105ZM105 218H101V219H105ZM107 218H108V217H107ZM58 219L60 220L61 218L58 217ZM98 219H99V218H98ZM56 220H57V219H56ZM95 220H96V219H95ZM58 223H59V222H58ZM59 224H60V223H59ZM83 234H84V233H82L81 235H83ZM85 234H86V233H85ZM88 235H89V234H88ZM75 236H76V235H75ZM90 237H91V239H92L93 235L91 234ZM88 238H89V237H88ZM88 238H87V239H88ZM94 238H96L95 235H94ZM87 239H86V240H87ZM86 240H85V241H86ZM88 240H89V239H88ZM101 240H102V239H101ZM76 241H77V240H76ZM96 241H97V240H96ZM96 241H94V242L96 243ZM103 241H105V240H103ZM74 242H75V241H74ZM80 242H81V241H80ZM82 242H83V241H82ZM91 242H92V241H89V245H90ZM94 242H92V243H94ZM64 243H68V242L65 241ZM71 243H72V242H71ZM85 243H86V242H85ZM104 243H106V242H104ZM75 244H76V243H75ZM80 244H82V243H80ZM80 244L78 243L79 248H81ZM108 244H109V243H108ZM84 245H85V244H84ZM84 245H82V247H83ZM91 245H93V244H91ZM94 245H95V244H94ZM96 245L98 246V244H96ZM86 246H88V245H86ZM97 246H95V248H96ZM100 246L102 247V244H101ZM90 247H92V246H89V249H88V248H86V249L89 251V250H90ZM98 247H99V246H98ZM83 248H85V246H84ZM99 248H100V247H99ZM99 248H98V249H99ZM98 249H97V250L95 249V250L98 251ZM100 249H101V248H100ZM81 250L84 251L83 249H81ZM92 250H93V247H92ZM93 251H94V250H93ZM93 251H92V252H93ZM86 252H87V251H86ZM86 252L84 251L83 253L86 254ZM89 252H90V251H89ZM89 252H88V253H89ZM99 252H100V250H99ZM99 252H98V253H99ZM80 253H81V251H80ZM90 253H91V252H90ZM131 253H132V252H131ZM59 255H60V253H59ZM80 255H81V254H80ZM92 255L95 256L94 254H92ZM57 256H58V255H57ZM61 256H62V255H60V256H58V257H61ZM97 256H98V255H97ZM97 256H96V257H97ZM59 259H60V258H59ZM44 261H45V260H44ZM59 261H61V260H59ZM58 264H59V263H58ZM104 264H105V263H104Z\"/></svg>", "mask_w": 264, "mask_h": 264}]
</instances>
